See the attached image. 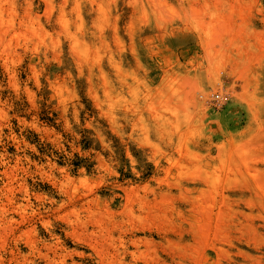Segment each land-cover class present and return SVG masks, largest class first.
I'll list each match as a JSON object with an SVG mask.
<instances>
[{"label":"rangeland","instance_id":"rangeland-1","mask_svg":"<svg viewBox=\"0 0 264 264\" xmlns=\"http://www.w3.org/2000/svg\"><path fill=\"white\" fill-rule=\"evenodd\" d=\"M0 264H264V0H0Z\"/></svg>","mask_w":264,"mask_h":264},{"label":"bare ground","instance_id":"bare-ground-1","mask_svg":"<svg viewBox=\"0 0 264 264\" xmlns=\"http://www.w3.org/2000/svg\"><path fill=\"white\" fill-rule=\"evenodd\" d=\"M253 145V144H252ZM251 144L249 145V146H252ZM77 199V198H76ZM126 204V203H125ZM76 206L74 205V204H72V209L69 211V214H68V216L69 215H71V216H73L76 220V222L78 223L79 221H80V218H79V212L76 210V208H75ZM83 224V223H82ZM96 224L97 225H99V223L98 222H96ZM85 226V225H84ZM108 238V237H107ZM105 240V239H104ZM96 240H94V242H95ZM111 246V244L109 245V247ZM34 246L32 245L31 246V249L33 248ZM32 251H34V249H32ZM9 252H11V251H9ZM12 255V254H11ZM56 253L55 252H53V257L50 259L49 258V256L48 255H46L45 256V258L46 259H48L49 260V262H52V261H54L55 260V257H56Z\"/></svg>","mask_w":264,"mask_h":264},{"label":"built area","instance_id":"built-area-1","mask_svg":"<svg viewBox=\"0 0 264 264\" xmlns=\"http://www.w3.org/2000/svg\"><path fill=\"white\" fill-rule=\"evenodd\" d=\"M211 98H212V102L214 103V105H215L216 107H220V106H222L223 103H224V101H225V98L222 97V96H221L220 94H218V93L213 94Z\"/></svg>","mask_w":264,"mask_h":264}]
</instances>
